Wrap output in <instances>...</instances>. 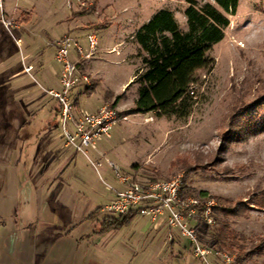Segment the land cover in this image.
I'll use <instances>...</instances> for the list:
<instances>
[{
  "label": "rangeland",
  "instance_id": "374dc122",
  "mask_svg": "<svg viewBox=\"0 0 264 264\" xmlns=\"http://www.w3.org/2000/svg\"><path fill=\"white\" fill-rule=\"evenodd\" d=\"M82 1L70 7L68 0H0V264H204L165 215L157 220L138 215L99 232L97 219L106 215L101 209L112 197L103 180L117 185L113 176L102 172L101 178L82 153L66 145L60 115L59 133L44 127L57 105L47 91L60 86L57 42L70 36L87 50L90 33L97 35L98 49L81 65L89 83L74 88L77 110L96 111L113 92L110 102L122 116L88 155L105 156L141 181L182 174L188 197L204 191L247 203L241 215L225 219L259 243L264 239V0L239 1L224 39L209 52L212 68L201 69L191 86L193 106L186 116L132 108L140 86L136 74L147 55L135 33L165 8L187 30L189 0ZM25 10L32 12L31 20L19 22ZM70 56L76 57L73 49ZM131 76L134 82H127ZM103 169H109L106 163ZM194 222L205 244L206 224L199 215ZM229 254L236 263V253ZM210 261L224 264L214 253ZM263 261L254 253L239 263Z\"/></svg>",
  "mask_w": 264,
  "mask_h": 264
},
{
  "label": "trees",
  "instance_id": "16d2710c",
  "mask_svg": "<svg viewBox=\"0 0 264 264\" xmlns=\"http://www.w3.org/2000/svg\"><path fill=\"white\" fill-rule=\"evenodd\" d=\"M239 1L215 0V3L206 2L197 6L195 0H189L184 12L187 30L181 29L173 11L166 8L142 25L135 33L134 39L147 55L143 58L142 72L136 74L140 86L135 106L132 108L133 113L164 112L180 116L190 113L193 106L191 86L198 81V72L201 69L212 68L213 59L209 52L215 44L224 39L225 28L230 25V16L237 14ZM30 20L31 13L22 11L18 21L27 23ZM112 97L113 92H108L105 100L108 106L115 108L116 102H110ZM54 111L55 115L48 121V127L58 126L56 120L59 116L58 104ZM119 115L121 117L122 113L119 112ZM187 190L188 186L184 180L182 197L188 195ZM196 197L200 201L215 199L217 203L215 213L221 212L223 215L221 218L216 215V226L210 228L206 225L208 240L205 241V245L216 251L236 253L237 262L249 259L254 253L264 256L262 250L264 239L257 244L254 243L250 237L235 231L225 219L228 216L241 215L247 209V203L240 201L233 204L228 199L215 197L204 191L198 192ZM199 210L203 213L204 205H200ZM136 216L135 212L123 216L105 215L97 219L100 226L98 231L103 232L110 227L122 226ZM199 221L203 222L201 217ZM261 264H264V261Z\"/></svg>",
  "mask_w": 264,
  "mask_h": 264
},
{
  "label": "built area",
  "instance_id": "2783aa9c",
  "mask_svg": "<svg viewBox=\"0 0 264 264\" xmlns=\"http://www.w3.org/2000/svg\"><path fill=\"white\" fill-rule=\"evenodd\" d=\"M68 1L70 7L71 3L83 2ZM87 41L89 47L87 50L79 42L73 41L70 36H65L57 42L55 58L62 66L58 79L60 86L47 92L59 106V127L66 145L82 153L101 178L102 172L110 171L117 184L112 185L103 180L112 192V197L101 211L106 215L116 216L135 212L137 216H150L156 220L165 215L169 227L177 229L182 237L190 241L194 255L204 264H214L210 261L213 253L220 255L224 259V264H231L232 257L229 253L216 251L202 243L198 235V224L194 222L199 215L208 227L216 225L215 199L200 201L197 197H182L184 184L182 174L174 175L169 179L141 181L105 156L93 159L88 155V149L94 146L98 139L110 136L113 123L120 118V115L116 108L107 104L93 112L77 110L76 97L73 95L74 88L80 83H89L87 75L81 73V65L98 49V38L95 33L88 34ZM71 49L75 52V58L70 56ZM105 163L108 170L103 169ZM200 205H204L203 213H200Z\"/></svg>",
  "mask_w": 264,
  "mask_h": 264
},
{
  "label": "crops",
  "instance_id": "0c3cea01",
  "mask_svg": "<svg viewBox=\"0 0 264 264\" xmlns=\"http://www.w3.org/2000/svg\"><path fill=\"white\" fill-rule=\"evenodd\" d=\"M25 11H27V10H25ZM27 12H30V13H31V16H32V12H31V11H27ZM72 17H73V14H72ZM132 77H133V76H131L130 78H128L127 82H128V81H131V80H132ZM22 126H24V121H21V118H20L19 127H22ZM45 126L48 127L47 124H45L44 127H45ZM48 128L54 129L55 132H58V133H59V130L57 129L58 127H55V128L48 127ZM48 128H47V129H48Z\"/></svg>",
  "mask_w": 264,
  "mask_h": 264
}]
</instances>
